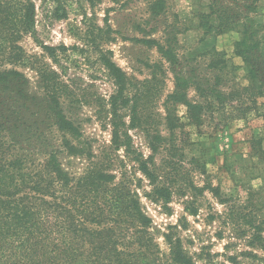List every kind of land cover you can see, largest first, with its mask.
Here are the masks:
<instances>
[{"label":"trees","instance_id":"16d2710c","mask_svg":"<svg viewBox=\"0 0 264 264\" xmlns=\"http://www.w3.org/2000/svg\"><path fill=\"white\" fill-rule=\"evenodd\" d=\"M148 2L150 13L157 17L163 0ZM243 4L211 0L208 13L199 18L204 21L202 27L215 34L231 29L240 33L235 53L244 63L245 77L256 98L264 94V25L249 17L257 9L255 2ZM35 22L34 0H0V264H197L172 231L163 233L168 252H161L137 188L146 180L150 190L145 195L166 210L176 194L192 215L197 212L196 196L205 190L226 203L229 197L218 186L210 182L195 185L185 169L184 162L206 174L205 165L194 157L187 159L178 145L177 132L183 130V124L175 107L184 105L189 121L198 125L213 104L190 100V85L202 97L212 96L218 106L227 99L235 101L234 93L239 90L224 97L217 75L212 84L203 78V87L196 74L176 70L178 58L170 45L156 39H134L156 46L174 67V89L164 100V113H152L151 80L133 81L111 60L109 51L103 52L98 59L114 90L106 105L102 103L110 140L95 153L83 141L75 117L66 112L67 100L71 105L80 101L73 98L71 85L48 62L27 55L20 44L24 35L36 36ZM41 47L55 63L68 49L64 45ZM220 65L226 66V61L218 57L208 64L210 68ZM25 67L34 69L33 87L22 70ZM150 68L154 79L158 64ZM133 130L143 134L149 150L146 156L134 147ZM257 143L254 140L251 147L258 155L263 148ZM63 154L84 158L86 163L80 171H70L61 162ZM129 162L142 175L134 182L128 175ZM234 212L227 207L226 220L233 224L238 223ZM239 220L244 222L241 230L249 233L247 244L262 253L259 256L250 250L244 254L252 262L264 264V216L258 219L252 213L243 214ZM228 259L238 264L235 258Z\"/></svg>","mask_w":264,"mask_h":264},{"label":"rangeland","instance_id":"374dc122","mask_svg":"<svg viewBox=\"0 0 264 264\" xmlns=\"http://www.w3.org/2000/svg\"><path fill=\"white\" fill-rule=\"evenodd\" d=\"M148 1L34 0L36 36L24 35L20 44L27 55L48 62L71 85L73 98L80 101L71 105L67 100L66 112L75 117L83 141L95 153L110 140L102 103L106 105V99L114 90L111 77L98 59L103 52L109 51L111 60L133 81L151 80L152 113H164V100L174 89V67L184 70L187 75L196 74L202 79L203 87L206 86L203 78L212 84L219 76L218 88L224 97L238 89V93H234L235 101L227 99L218 106L212 96L202 97L190 85L187 89L190 100L212 101L213 104L198 125L189 121L184 105L175 107L183 124V130L177 132L178 145L187 159L194 157L205 165L206 174H200L184 162L185 169L190 172L195 185L210 182L229 197L228 201L222 203L205 190L196 196L197 212L192 215L184 210V200L176 194L168 203V210L150 200L145 195L150 186L144 179L137 192L142 210L151 218L154 241L161 252H168L163 233L172 231L197 264H232L229 257L235 258L238 264H260L244 254L251 250L262 255L259 249H252L247 244L249 233L241 230L244 222L239 219L243 214L251 213L258 219L264 216V176L258 175V170L264 172V94L256 98L251 94L254 88L246 79L244 63L234 48L240 33L231 29L215 34L202 27L204 21L199 15L208 13L211 0H163L162 11L157 17L150 13ZM218 2L227 5L236 2L240 7L243 3L255 2L257 9L249 13V17L254 23L264 25V0ZM134 39H156L163 45H170L178 58V65H169L156 46ZM42 45H64L68 49L55 63L43 54ZM217 57L224 59L226 66L210 68V60ZM154 63L158 64V69L153 79L150 65ZM22 70L33 87L34 69L25 67ZM262 89L264 93V86ZM131 132L134 147L146 156L149 150L143 134L135 130ZM254 140L263 148L258 155L251 147ZM118 153L123 158V152ZM60 159L63 166L73 172L80 171L86 163L84 158H71L65 154ZM128 164V175L133 182L142 177L130 167L132 163ZM117 176H120L119 170ZM227 207L235 210L238 223L226 220Z\"/></svg>","mask_w":264,"mask_h":264}]
</instances>
